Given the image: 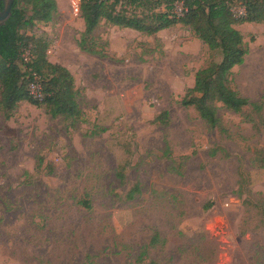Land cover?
Wrapping results in <instances>:
<instances>
[{
  "label": "rangeland",
  "instance_id": "374dc122",
  "mask_svg": "<svg viewBox=\"0 0 264 264\" xmlns=\"http://www.w3.org/2000/svg\"><path fill=\"white\" fill-rule=\"evenodd\" d=\"M56 1L26 33L72 72L83 115L0 110V264H264V23L236 26L250 51L233 75L262 116L221 108L223 132L180 103L221 59L190 27L150 36L103 22V57L79 48L80 11Z\"/></svg>",
  "mask_w": 264,
  "mask_h": 264
},
{
  "label": "trees",
  "instance_id": "16d2710c",
  "mask_svg": "<svg viewBox=\"0 0 264 264\" xmlns=\"http://www.w3.org/2000/svg\"><path fill=\"white\" fill-rule=\"evenodd\" d=\"M178 2L183 7L180 15L174 12ZM238 6L244 13L236 12ZM57 10L56 0H15L12 15L0 26V110L6 118L21 101L45 104L53 117L77 119L83 115L72 72L48 59V40L26 33L39 22L52 21ZM80 16L84 30L77 41L79 48L103 57L108 56L106 48L94 35L103 22L150 36L179 23L190 27L210 50L221 54V59L196 72L194 85L186 90L181 105L194 107L212 128L223 132L227 129L219 116L221 108L242 115L251 108L262 116L263 103L243 96L234 85L233 75L250 51L236 26L264 23V0H80ZM33 82L41 84L42 99L31 94ZM168 117L169 112L163 111L155 122L165 124ZM246 120L261 129L252 115H246ZM255 161L264 165V148Z\"/></svg>",
  "mask_w": 264,
  "mask_h": 264
},
{
  "label": "water",
  "instance_id": "95a60500",
  "mask_svg": "<svg viewBox=\"0 0 264 264\" xmlns=\"http://www.w3.org/2000/svg\"><path fill=\"white\" fill-rule=\"evenodd\" d=\"M15 0H0V26L4 25L12 15Z\"/></svg>",
  "mask_w": 264,
  "mask_h": 264
},
{
  "label": "built area",
  "instance_id": "2783aa9c",
  "mask_svg": "<svg viewBox=\"0 0 264 264\" xmlns=\"http://www.w3.org/2000/svg\"><path fill=\"white\" fill-rule=\"evenodd\" d=\"M71 1L76 12H79L80 0H71ZM30 92L35 98L42 99V87L40 83L33 82L32 84H30Z\"/></svg>",
  "mask_w": 264,
  "mask_h": 264
}]
</instances>
